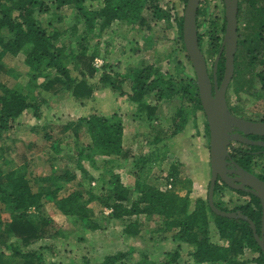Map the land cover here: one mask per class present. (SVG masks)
Segmentation results:
<instances>
[{
    "label": "trees",
    "instance_id": "16d2710c",
    "mask_svg": "<svg viewBox=\"0 0 264 264\" xmlns=\"http://www.w3.org/2000/svg\"><path fill=\"white\" fill-rule=\"evenodd\" d=\"M99 1L101 4L92 8L86 0H0V74L13 73V69L3 62L5 56L18 58L28 68L25 92L20 85L18 89L17 86L9 87L0 79V137L22 116L29 114L36 121L41 119L42 105L48 101L42 92L50 96L67 93L80 100L92 98L101 88H109L114 95L130 101L138 117L146 122L158 120L155 115L158 104H150L147 97L161 102L178 96L182 104L171 120L174 124L171 135L182 129V123L176 118L184 119L183 101L190 102L194 111L203 112L195 72L192 78L185 76V80L175 83L158 64L135 66L124 73L112 72L103 63L99 67L94 65L98 43L91 44L92 39H99L113 23H143L141 12L144 9L157 20L170 21L169 11L160 7L158 0ZM241 1L247 4L245 14L249 15L246 19L249 24L243 40L237 26V43L241 48L238 46L234 56L232 80L236 89L242 85L237 79L239 61L251 56L247 63L250 65L258 53L264 55V0ZM202 3L204 1L200 0L196 11L198 44L205 60L211 61L208 70L211 80L214 59L221 52L216 68V78L220 80L224 71V51L220 50L223 37L220 34H224L226 20L224 14L221 22L211 14L209 30L200 32L206 12ZM66 8L73 10V14L64 27L61 11ZM240 8L239 1L237 21ZM182 19L183 15L179 16L176 24L185 50ZM246 36L251 40L244 47ZM186 58L191 62L187 54ZM259 63L263 66L255 76L264 88V59L261 58ZM99 70L102 72L96 76ZM13 75L20 74L14 72ZM125 84L128 89H124ZM36 129V124L31 126L32 132ZM62 130H71L78 141L81 131L88 136L86 144L76 145L74 171H58L51 164L50 170L35 174L28 170V163L33 161L28 158L8 169L0 166V264H48V256L54 254V248L42 245L40 241L55 239L61 233L54 220L41 210L44 204H51L61 214L74 216L84 226L95 230L98 225L87 212V204L92 201L109 209V219L121 220L123 233L128 236L138 232L140 215L149 219L158 217L162 222L160 231L173 232L171 240L178 243L176 248L162 253L163 264H178L181 243L190 248L188 255L192 264H264V252L249 224L239 218L217 215L206 199L193 198L192 182L181 175L178 162L170 165L166 176L172 187L162 189L149 182L147 175L160 158L156 148L158 134L148 140L147 153L133 158L130 168L134 169L127 182L118 171L123 165L118 160L126 161L128 156L122 147L123 127L115 114H86L67 122ZM159 130L161 133L166 131ZM205 130L208 134L207 123ZM44 137L51 138L49 135ZM58 142L53 141L50 146L57 150ZM162 157L164 159V153ZM97 159L101 163L98 167L95 166ZM83 161L89 162L92 169L103 170L95 176L84 168ZM5 162L10 163L7 159ZM77 176L76 186L65 188L66 183ZM94 180L99 182L97 186H91ZM246 250L255 255L245 257ZM130 253L108 254L97 264H120L119 261Z\"/></svg>",
    "mask_w": 264,
    "mask_h": 264
},
{
    "label": "rangeland",
    "instance_id": "374dc122",
    "mask_svg": "<svg viewBox=\"0 0 264 264\" xmlns=\"http://www.w3.org/2000/svg\"><path fill=\"white\" fill-rule=\"evenodd\" d=\"M203 1L202 6L206 12L205 21L199 27V31L202 33L209 30L208 21L211 14H215L219 22L224 14L221 0ZM239 1L241 11L237 26L238 32L242 34L241 40H243L247 31L246 27L249 24L246 20L249 15H246L247 4L241 0H238V3ZM158 2L160 7L169 11V22L153 18L151 12L144 9L141 12V16L144 18L143 23L137 22L133 25L113 23L99 39H92L91 44L98 43L96 58L102 60L108 70L124 73L135 66L158 64L162 66L161 70L167 75V78L175 83L185 80V76L193 77L194 70L191 62L186 58L185 50L182 49L176 24L177 18L183 15L185 2L184 0H158ZM86 3L92 8L101 4L99 0H86ZM61 14H64V24H62L65 27L72 17L73 10L66 8L61 11ZM223 35L220 34L222 37ZM262 35L264 36V25ZM248 37H245L247 40L242 46L247 47L250 44L251 38L248 39ZM206 39L207 36H205ZM238 46L241 48V45L237 43L236 51ZM263 56L261 52L258 53L255 61L250 65L247 63L251 56L246 57L242 62L239 61L237 79L242 82V85L236 89L234 84H229L227 89L228 102L245 116L256 117L258 116L257 112L264 110V88L261 87L255 76L263 66L259 63L261 58L264 59ZM3 62L8 68L13 69V73L18 72L20 75L15 77L12 72L2 73L0 79L9 87L17 86L18 89V85H20L21 90L25 92L27 66L18 58L10 56H5ZM206 63L210 70L211 61L208 60ZM236 63L238 64V61ZM101 72L102 70L97 71L96 76ZM124 89H128L127 84ZM42 95L48 101L42 105L43 112L39 121L33 119L29 114L22 116L9 131L1 134L0 166L2 168L8 169L10 166H17L28 158L33 160L28 163V170L35 174H43L46 169L50 170L51 164L58 171H74L76 145L86 144L88 136L84 131H81L78 141L74 138L71 130L63 131L62 127L67 122L74 121L86 114L101 113L107 116L115 114L123 127L122 147L128 156L126 161L118 160V163L123 164L118 170L120 176L124 177L127 182L131 180L130 173L134 168L130 167L133 158L147 153L149 150L148 140L158 134L156 148L160 158L157 163L153 164L147 175L149 182L162 189L172 187L166 176L170 165L178 162L181 175L189 177L192 182L191 196L206 199L209 178L206 120L204 113L200 110L194 111L190 102L183 101L184 119L176 118L177 122L182 123V129L171 135L174 129L171 120L175 117L176 109L182 104L178 96L161 102L147 97L150 104H158L155 110L158 120L146 122L138 117L136 108L130 101L125 97L114 95L109 88L99 89L90 99L76 100L67 93L50 96L48 93L42 92ZM35 124L37 129L32 132L31 126ZM159 129L166 131L161 133ZM44 135H49L51 138L47 139ZM53 141L59 143L57 150L50 146ZM163 153L164 159H162ZM5 159L10 161L9 165L6 164ZM96 161L95 166L98 167L101 163H98V159ZM83 166L95 176H98L99 172L103 170L92 169L87 161H83ZM78 180L79 176L74 181L66 183L65 188L76 186ZM98 184L99 182L96 180L91 182V186ZM41 210L54 220L61 233L55 239L40 241L42 245H51L54 248V254L48 256L50 259L48 264H97L104 256L119 251L120 253L131 251L126 257L129 259L123 257L119 261L120 264H140L142 260L144 261L141 264H163L161 262L162 253L178 246V243L171 240L173 232L160 231L162 222L158 217L149 219L140 215L137 218L138 232L133 236H128L123 233L122 221L109 219V209L95 201L87 204L90 219L98 225L95 230L84 226L74 216L61 214L49 203L44 204ZM216 238L213 236V240ZM179 250L181 257L178 264H192L188 255L190 248L181 243ZM254 255L255 253L249 250H246L244 254L248 258Z\"/></svg>",
    "mask_w": 264,
    "mask_h": 264
},
{
    "label": "flooded vegetation",
    "instance_id": "af4514ba",
    "mask_svg": "<svg viewBox=\"0 0 264 264\" xmlns=\"http://www.w3.org/2000/svg\"><path fill=\"white\" fill-rule=\"evenodd\" d=\"M222 77L217 80V85ZM229 84L233 85V80L228 83L225 93L230 115L222 120L223 150L214 165L212 200L219 210L234 213L231 218H239L248 224L241 215L251 219L259 240L262 239L264 244V110L257 112L256 117L243 115L227 100ZM211 85L213 92L214 80H211ZM207 137L209 150V131ZM208 175L209 190L212 178L210 156ZM208 190L206 200L209 206ZM259 240L256 239L257 244Z\"/></svg>",
    "mask_w": 264,
    "mask_h": 264
},
{
    "label": "water",
    "instance_id": "95a60500",
    "mask_svg": "<svg viewBox=\"0 0 264 264\" xmlns=\"http://www.w3.org/2000/svg\"><path fill=\"white\" fill-rule=\"evenodd\" d=\"M199 2L200 0H186L182 19V40L185 52L189 57L195 72L199 98L209 131V156L212 167V178L208 190V203L215 214L225 217H233L234 213L221 211L214 206L212 194L214 187V165L217 161L216 157L219 159L223 150L221 142L222 120L230 115L227 109L225 93L227 85L232 79L234 70V55L237 47L238 0H223L226 24L220 50L224 51V71L222 81L217 85L216 68L221 53L219 52L214 59L212 68V80H214L213 92L207 63L204 54L199 47L197 38L196 11ZM241 217L249 222L255 240H259V236L256 234L255 225L251 219L244 215H241ZM258 245L264 252L262 239L258 241Z\"/></svg>",
    "mask_w": 264,
    "mask_h": 264
},
{
    "label": "built area",
    "instance_id": "2783aa9c",
    "mask_svg": "<svg viewBox=\"0 0 264 264\" xmlns=\"http://www.w3.org/2000/svg\"><path fill=\"white\" fill-rule=\"evenodd\" d=\"M102 64V60H99L98 58H95L94 59V65L96 66V67H99V65H101ZM169 186H170V184H169Z\"/></svg>",
    "mask_w": 264,
    "mask_h": 264
}]
</instances>
